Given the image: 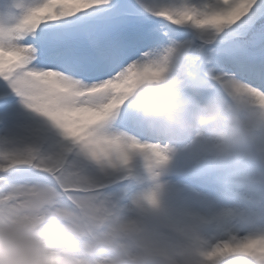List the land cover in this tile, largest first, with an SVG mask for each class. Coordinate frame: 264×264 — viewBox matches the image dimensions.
Listing matches in <instances>:
<instances>
[{
	"label": "snow or ice",
	"instance_id": "snow-or-ice-1",
	"mask_svg": "<svg viewBox=\"0 0 264 264\" xmlns=\"http://www.w3.org/2000/svg\"><path fill=\"white\" fill-rule=\"evenodd\" d=\"M190 84L248 144L128 107ZM0 219L79 264H264V0H0Z\"/></svg>",
	"mask_w": 264,
	"mask_h": 264
},
{
	"label": "clouds",
	"instance_id": "clouds-1",
	"mask_svg": "<svg viewBox=\"0 0 264 264\" xmlns=\"http://www.w3.org/2000/svg\"><path fill=\"white\" fill-rule=\"evenodd\" d=\"M201 94L196 84L176 93L144 85L133 92L127 103L150 129L163 137L179 140L196 134L236 149L248 144L256 117L211 98L201 100ZM0 264H79V261L48 233L0 219Z\"/></svg>",
	"mask_w": 264,
	"mask_h": 264
}]
</instances>
